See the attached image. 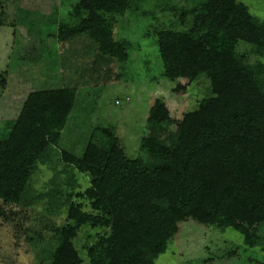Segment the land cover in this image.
Returning <instances> with one entry per match:
<instances>
[{"label": "trees", "instance_id": "16d2710c", "mask_svg": "<svg viewBox=\"0 0 264 264\" xmlns=\"http://www.w3.org/2000/svg\"><path fill=\"white\" fill-rule=\"evenodd\" d=\"M188 2L180 16L182 25L191 19L188 30L156 31L163 76L185 79L187 86L204 77L209 94L178 121L162 100L154 101L151 132L139 145L146 159H129L110 127L93 129L80 157L57 150L74 88L29 93L13 124L0 128L1 205L35 209L43 203L44 213L64 220L49 264H155L185 221L233 229L245 248L264 252V62L252 64L236 51L242 42L264 59V19L238 0ZM131 9V0L72 2L56 39L87 36L103 56L124 61L111 22ZM172 125L165 140L153 133ZM42 168L53 172L51 187L37 192L32 182ZM78 174L89 178L83 192H75ZM84 228L97 231L86 235L85 259L73 242Z\"/></svg>", "mask_w": 264, "mask_h": 264}, {"label": "rangeland", "instance_id": "374dc122", "mask_svg": "<svg viewBox=\"0 0 264 264\" xmlns=\"http://www.w3.org/2000/svg\"><path fill=\"white\" fill-rule=\"evenodd\" d=\"M76 1L0 0V128L13 124L29 93L74 88L75 104L57 150L80 157L91 131L110 127L129 159H146L139 145L151 132L147 118L154 101L162 100L170 119L178 121L196 110L209 94V82L204 77L188 86L185 79H166L157 48V30L189 29L191 19L182 25L180 16L183 9L190 8L191 1L131 0L132 9L111 22L113 39L122 43L127 54L124 61L103 56L87 36L65 43L56 39L58 23L68 21L69 4ZM238 2L255 17L264 19V0ZM251 49L242 42L236 47L250 63L264 62ZM177 85H186L187 90L178 91ZM166 128L167 132L153 133L165 140L166 133L173 132L175 126ZM52 176L51 170L42 168L33 179V189H49ZM63 178L65 175H60L59 179ZM77 180L75 192H83L89 178L78 174ZM74 201L80 202L76 198ZM42 205L21 209L0 202V211L5 214L0 215V264H49L56 245L55 230L64 220L48 216ZM94 234L96 230L84 228L73 241L84 259L81 248L86 235ZM228 255L234 256L225 257ZM217 256H222L217 264H264V252L245 248L238 232L212 231L193 221L179 224V232L155 264H210L206 261Z\"/></svg>", "mask_w": 264, "mask_h": 264}]
</instances>
